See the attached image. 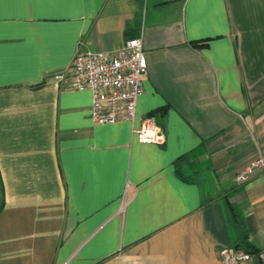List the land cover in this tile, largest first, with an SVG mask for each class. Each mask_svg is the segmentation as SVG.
Wrapping results in <instances>:
<instances>
[{
  "label": "crops",
  "instance_id": "obj_1",
  "mask_svg": "<svg viewBox=\"0 0 264 264\" xmlns=\"http://www.w3.org/2000/svg\"><path fill=\"white\" fill-rule=\"evenodd\" d=\"M136 32L135 115L95 123L55 76ZM146 116L163 144L132 131ZM259 154L264 0H0V264H264V173L236 181Z\"/></svg>",
  "mask_w": 264,
  "mask_h": 264
},
{
  "label": "built area",
  "instance_id": "obj_2",
  "mask_svg": "<svg viewBox=\"0 0 264 264\" xmlns=\"http://www.w3.org/2000/svg\"><path fill=\"white\" fill-rule=\"evenodd\" d=\"M147 61L143 52L142 33L128 38L120 48L96 51L83 46L80 41L68 66L55 78L67 80L74 89H88L91 93L89 116L95 123H113L132 120L136 101L143 93V77ZM132 131L141 142L163 144L165 135L153 116H146ZM254 172L264 173V156L251 159L237 173L236 181H246ZM264 260V249L257 253ZM251 254L241 249L220 250L223 264H238Z\"/></svg>",
  "mask_w": 264,
  "mask_h": 264
},
{
  "label": "trees",
  "instance_id": "obj_3",
  "mask_svg": "<svg viewBox=\"0 0 264 264\" xmlns=\"http://www.w3.org/2000/svg\"><path fill=\"white\" fill-rule=\"evenodd\" d=\"M136 35H138V32H136V33H134V34H133V33L130 34L128 38L134 37V36H136ZM128 38H127V39H128ZM192 155H193L192 152H187V153H185V154H182V155L178 156V157L173 161V165H174V167H175V171H176V173H177L178 175H180L182 178H186V177L183 175V169H182L183 166L189 164L190 161H194V159H195Z\"/></svg>",
  "mask_w": 264,
  "mask_h": 264
},
{
  "label": "rangeland",
  "instance_id": "obj_4",
  "mask_svg": "<svg viewBox=\"0 0 264 264\" xmlns=\"http://www.w3.org/2000/svg\"><path fill=\"white\" fill-rule=\"evenodd\" d=\"M194 168H195V167H194ZM193 170H194V169L187 168V169H185V172H188V173H190L189 175H191V173L193 172Z\"/></svg>",
  "mask_w": 264,
  "mask_h": 264
}]
</instances>
